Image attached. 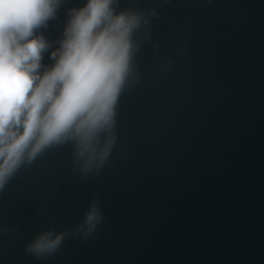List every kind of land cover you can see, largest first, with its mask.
Wrapping results in <instances>:
<instances>
[{"label": "water", "instance_id": "95a60500", "mask_svg": "<svg viewBox=\"0 0 264 264\" xmlns=\"http://www.w3.org/2000/svg\"><path fill=\"white\" fill-rule=\"evenodd\" d=\"M84 3L64 0L37 33L43 65ZM119 3L148 24L112 154L99 173L82 174L70 144L21 167L0 191V264H264V0ZM52 228L63 243L35 257Z\"/></svg>", "mask_w": 264, "mask_h": 264}, {"label": "clouds", "instance_id": "9594fccd", "mask_svg": "<svg viewBox=\"0 0 264 264\" xmlns=\"http://www.w3.org/2000/svg\"><path fill=\"white\" fill-rule=\"evenodd\" d=\"M62 3L0 0V191L21 167L69 144L82 174L99 173L116 144L121 96L141 79L139 33L148 20L142 12L118 11L119 0H86L68 9L62 38L50 53L54 63L43 65L51 44L37 33L57 18ZM101 219L94 203L79 230L87 234ZM66 235L49 229L27 250L51 256Z\"/></svg>", "mask_w": 264, "mask_h": 264}]
</instances>
